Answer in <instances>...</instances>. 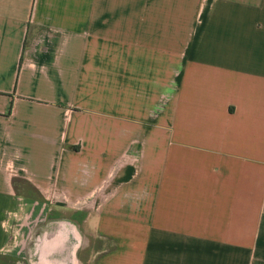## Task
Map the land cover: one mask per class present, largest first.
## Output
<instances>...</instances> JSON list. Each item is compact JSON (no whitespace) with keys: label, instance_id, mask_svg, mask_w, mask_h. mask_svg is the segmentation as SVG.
I'll list each match as a JSON object with an SVG mask.
<instances>
[{"label":"crops","instance_id":"crops-1","mask_svg":"<svg viewBox=\"0 0 264 264\" xmlns=\"http://www.w3.org/2000/svg\"><path fill=\"white\" fill-rule=\"evenodd\" d=\"M0 264H264V0H0Z\"/></svg>","mask_w":264,"mask_h":264},{"label":"rangeland","instance_id":"rangeland-1","mask_svg":"<svg viewBox=\"0 0 264 264\" xmlns=\"http://www.w3.org/2000/svg\"><path fill=\"white\" fill-rule=\"evenodd\" d=\"M33 227H35V225Z\"/></svg>","mask_w":264,"mask_h":264}]
</instances>
